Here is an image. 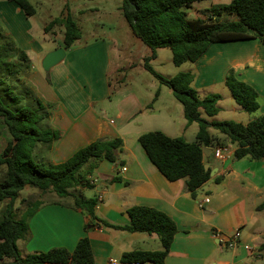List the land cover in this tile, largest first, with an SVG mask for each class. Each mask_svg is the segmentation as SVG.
I'll use <instances>...</instances> for the list:
<instances>
[{
    "label": "crops",
    "instance_id": "crops-1",
    "mask_svg": "<svg viewBox=\"0 0 264 264\" xmlns=\"http://www.w3.org/2000/svg\"><path fill=\"white\" fill-rule=\"evenodd\" d=\"M230 1L207 0L204 5L193 7L191 4L190 9L199 11L194 17H208L209 13L202 11ZM12 3L16 6L9 7L12 14L8 13L9 9L0 10V18L6 25V33L27 53L30 66L27 79L35 87L34 97L53 105L44 126L59 132L56 140L47 147H36L37 151L46 160L59 163L98 138L120 137L123 142L115 161L104 157L91 160L81 170L82 185L72 193L78 191L79 196L94 197L96 215L112 224H128L126 210L135 205L153 207L170 216L177 232L163 264H264V250H259L264 243V158H236L235 144L231 143H227L217 157L216 147H212V161L203 156L212 174L191 196L183 178L169 180L157 169L137 138L144 132L160 130L168 136L193 141L198 123L187 125L183 108L172 99L163 101L161 88L149 91L146 96H137L134 90L126 89L124 78L116 77L120 68L119 49L114 39L108 43L106 38L95 36L82 42L80 35L72 47L64 49V58L49 69L47 80L33 64V58L40 63L54 48L43 51L29 34L28 19L22 15L20 7ZM83 13L84 9L78 10L79 15ZM233 18L228 14L219 16V19ZM58 27L60 31L51 28L43 33L60 38L61 44L63 30ZM150 53L148 51L143 58ZM157 58L155 51L151 60ZM126 62L128 67L134 66L131 61ZM230 68L238 79L258 93L257 114L246 116L245 122L264 114V44L256 37L211 43L186 70L179 66L176 73L191 72L194 75L191 86L201 97L220 94L219 111L222 99L228 98L229 108L238 112L242 108L231 101L234 99L224 85ZM156 91L158 95L154 98ZM213 135L224 140L221 134ZM49 192L40 191L30 201L21 199L25 202L21 219L28 227L18 239L23 249V253L19 250L21 256L53 247L72 251L78 239L85 235L90 241L94 264H130L121 261L124 252L160 249L155 233L94 225L84 212L73 206L72 195L66 196L69 201L52 196L43 199ZM18 207L20 209L14 201L16 211ZM235 229H239L240 236L235 247L229 248L225 240ZM217 233L220 236H216Z\"/></svg>",
    "mask_w": 264,
    "mask_h": 264
},
{
    "label": "trees",
    "instance_id": "trees-1",
    "mask_svg": "<svg viewBox=\"0 0 264 264\" xmlns=\"http://www.w3.org/2000/svg\"><path fill=\"white\" fill-rule=\"evenodd\" d=\"M8 1L18 5L26 16L36 12L28 0ZM197 1L201 0H121L120 3V10L132 34L151 50L144 57V67L167 86L181 103L186 124L198 123L193 141H187L182 136L171 137L160 130L144 132L137 138L157 169L169 180L183 178L191 196L210 177V169L204 168L203 147H224L231 143L235 144L236 158H264V114L247 122L207 120L202 115L214 116L218 113L220 94L210 93L201 97L191 86L194 77L191 72L179 71L165 77L149 64L158 48L169 49L173 64L178 66L184 62H194L214 42L256 37L264 44V0H231L202 11L209 13L206 19L200 16L190 18L186 8ZM225 14L235 18L219 19ZM55 25L63 27L60 47L68 49L80 38V27L66 5L64 12L51 19L44 30L48 31ZM29 70L26 51L0 27V120L9 134L0 152V202L7 200L0 214V260H8L3 264H94V255L86 235L78 239L72 251L53 247L21 256L17 240L27 231V222L15 219L12 213L18 192L30 186L41 192H53L59 197L72 195L73 206L84 212L89 223L94 225L155 233L160 241V249L124 252L121 261L163 264L177 232V226L170 216L153 207L135 205L126 210L128 224H112L96 215L94 208L97 201L94 197L85 198L72 193L74 188L82 185L81 170L91 160L98 157L116 160L123 144L120 137L98 138L59 163L46 160L37 151L36 147H47L59 137V132L44 126V123L40 124L49 117L51 104L42 103L36 97L32 104L24 103L29 90L24 95L14 94L5 84L28 77ZM224 85L244 111L254 112L258 109V93L251 85L238 79L234 69L230 68L225 74ZM157 95L156 91L154 98ZM210 128L216 129L224 140L215 137ZM33 152L41 159L36 160ZM259 250H264V243Z\"/></svg>",
    "mask_w": 264,
    "mask_h": 264
},
{
    "label": "rangeland",
    "instance_id": "rangeland-1",
    "mask_svg": "<svg viewBox=\"0 0 264 264\" xmlns=\"http://www.w3.org/2000/svg\"><path fill=\"white\" fill-rule=\"evenodd\" d=\"M35 8V14L31 16L25 17L28 19L31 29L29 34L32 36L35 42L40 44L43 51L47 49H51L57 47L60 44V38H52L51 34L45 35L43 32L44 26L53 18L58 17L61 12H64V5L69 8V11L73 17V19L79 24L81 30V41L84 40H92L95 36L104 37L108 41L111 42V39H114L117 44L118 54H119V71L116 75L117 78H124V82L126 83V89H132L135 91L137 96H146L149 91L154 92L157 88H161L162 90V99H172V101H176L179 105L180 109L182 108L181 104L174 98L171 94L170 89L161 84L157 78H155L145 67H144V58L143 56L147 54L148 51H151L150 48L145 45L139 38L134 36L128 26L122 12L119 8L121 0H28ZM208 3L207 0H201L192 3V6H199ZM9 7H16L12 2L8 0H0V10L9 9ZM95 7V8H94ZM94 8V9H93ZM191 7H187L186 11L188 12V17L196 16L199 11L196 9H190ZM84 9V13L79 15L78 10ZM8 13L11 15L12 12L9 9ZM22 15L24 13L22 12ZM201 15V13H200ZM203 18L206 19L204 16ZM6 25L0 18V27L6 32ZM51 28H54L58 31L60 28L58 25H55ZM50 28V29H51ZM49 29V30H50ZM63 30V27L61 26ZM48 30V31H49ZM60 31V30H59ZM11 36V35H10ZM12 37V36H11ZM15 41V40H14ZM16 44L20 47L21 45L16 42ZM72 47V46H71ZM53 50V49H52ZM51 51V50H50ZM158 58L156 60H150L149 64L151 67L161 75L165 77H171L176 74L177 69L180 66V69H187L191 62H184L180 65H175L171 59V52L167 48H158L156 49ZM33 55V53H30ZM111 56L114 55L112 51ZM146 57V56H145ZM33 64L37 68V70L44 75V77L48 78V71H44L41 67V62L38 63V59L33 58ZM126 60L131 61L134 66L128 67ZM19 82H6L5 84L10 87L14 94L24 95V92L29 90V96L24 98V103L30 102L31 104L34 102V95H36L34 85L27 79V76L20 78ZM233 99V98H232ZM42 103H45L44 100H40ZM234 103V100H231ZM49 103V102H48ZM51 104V103H49ZM222 109L214 115L208 116L203 114L202 116L207 120H233L245 122L247 120L246 116H254L257 114V110L254 112H246L243 109L240 111H232L228 106V98H223L220 102ZM52 104L50 109L52 108ZM177 118V117H176ZM41 122L40 124L44 123ZM210 131L213 134H220L216 129L210 128ZM7 137L9 134L0 120V151L3 146H5L7 142ZM43 156V154H41ZM33 157L36 160L41 159L39 156L33 152ZM213 153L206 157V160L212 161ZM87 192L88 188L85 189ZM40 192L39 189L26 186L22 190L18 192L16 203L18 206L17 211L13 210V217L15 219H21L22 210L25 206L22 198H25L27 201L32 200L37 194ZM76 195L79 196V192H75ZM58 197L63 201H69L68 197H59L53 192H49L45 197ZM48 197V198H49ZM21 201V205H20ZM6 203L4 201L0 202V214L4 210ZM18 248L21 253H23L21 241H17ZM3 264V262H0Z\"/></svg>",
    "mask_w": 264,
    "mask_h": 264
},
{
    "label": "water",
    "instance_id": "water-1",
    "mask_svg": "<svg viewBox=\"0 0 264 264\" xmlns=\"http://www.w3.org/2000/svg\"><path fill=\"white\" fill-rule=\"evenodd\" d=\"M65 56V50L63 47H57L51 51H48L41 60V67L44 71H48L51 67L55 66L59 63ZM202 152L204 156H209L211 153V148H202ZM205 170L209 169L208 163H204ZM210 174H212V170L210 169ZM249 264V263H245Z\"/></svg>",
    "mask_w": 264,
    "mask_h": 264
},
{
    "label": "built area",
    "instance_id": "built-area-1",
    "mask_svg": "<svg viewBox=\"0 0 264 264\" xmlns=\"http://www.w3.org/2000/svg\"><path fill=\"white\" fill-rule=\"evenodd\" d=\"M223 150H225L224 147H217V148H215L214 152H215L217 157H220L221 151H223ZM122 169H125V167H122ZM206 201H207V198L204 199V202H206ZM216 236H220V235L217 233ZM239 236H240L239 229H235L230 235H228L227 239L225 240V245L229 248L235 247V245L239 239ZM244 248L250 250L248 245H244ZM130 264H133V263H130Z\"/></svg>",
    "mask_w": 264,
    "mask_h": 264
}]
</instances>
